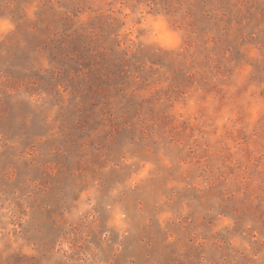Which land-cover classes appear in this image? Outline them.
Returning a JSON list of instances; mask_svg holds the SVG:
<instances>
[{
    "label": "rangeland",
    "instance_id": "rangeland-1",
    "mask_svg": "<svg viewBox=\"0 0 264 264\" xmlns=\"http://www.w3.org/2000/svg\"><path fill=\"white\" fill-rule=\"evenodd\" d=\"M0 264H264V0H0Z\"/></svg>",
    "mask_w": 264,
    "mask_h": 264
}]
</instances>
